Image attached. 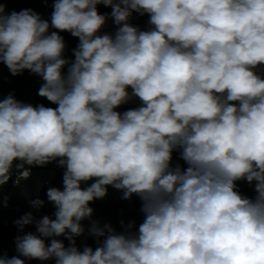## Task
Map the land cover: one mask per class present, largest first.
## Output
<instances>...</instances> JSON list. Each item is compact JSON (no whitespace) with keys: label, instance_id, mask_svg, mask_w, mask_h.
<instances>
[{"label":"trees","instance_id":"16d2710c","mask_svg":"<svg viewBox=\"0 0 264 264\" xmlns=\"http://www.w3.org/2000/svg\"><path fill=\"white\" fill-rule=\"evenodd\" d=\"M183 1L0 0V264H173L162 247L187 264H229L230 250L264 264L236 238L248 218L221 219L251 191L239 179L264 176V132L237 139L230 110L191 114L224 152L195 169L172 152L169 171L161 144L124 132L167 98L146 56L185 34L167 11Z\"/></svg>","mask_w":264,"mask_h":264},{"label":"clouds","instance_id":"9594fccd","mask_svg":"<svg viewBox=\"0 0 264 264\" xmlns=\"http://www.w3.org/2000/svg\"><path fill=\"white\" fill-rule=\"evenodd\" d=\"M177 8L167 11L179 20L185 34L176 36L174 29L163 47L158 45V53L146 56L147 72L162 77L157 90L167 98H151L141 104L139 119L144 122L124 131L148 144L152 149L148 153H155L154 147L161 144L168 153V171L172 152L177 151L172 161L182 169H195L224 152L225 143L215 144L207 137V128L197 129L201 122L195 123V129L187 124L191 114L213 117L215 110L220 115L230 110L238 118L237 139L259 137L264 132V0H184ZM123 78L131 82L126 74ZM259 175L263 174L239 179L247 180L251 191L235 198L221 219L246 216L251 223L236 230V238L253 243L255 258H264V216L259 214L264 176ZM172 249L162 247L176 260L173 264L188 263L190 259L177 258ZM233 251L229 256L236 253V260L229 264L250 260ZM116 258L115 253L109 254L107 264Z\"/></svg>","mask_w":264,"mask_h":264},{"label":"bare ground","instance_id":"6f19581e","mask_svg":"<svg viewBox=\"0 0 264 264\" xmlns=\"http://www.w3.org/2000/svg\"><path fill=\"white\" fill-rule=\"evenodd\" d=\"M164 193V192H163ZM156 198V197H155ZM157 200V199H156ZM152 201V200H151ZM165 205V204H164ZM150 223V222H149ZM167 258V257H166ZM167 264V263H166Z\"/></svg>","mask_w":264,"mask_h":264}]
</instances>
